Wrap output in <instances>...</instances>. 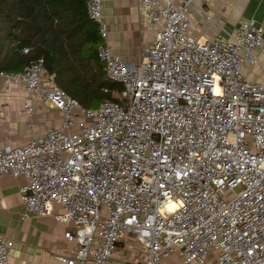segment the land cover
I'll return each mask as SVG.
<instances>
[{"label": "built area", "instance_id": "built-area-1", "mask_svg": "<svg viewBox=\"0 0 264 264\" xmlns=\"http://www.w3.org/2000/svg\"><path fill=\"white\" fill-rule=\"evenodd\" d=\"M205 1L136 0L153 33L139 63L106 44L101 0L86 1L96 57L121 88L103 92L117 102L82 109L40 61L0 71L25 93L20 115L32 101L60 114L22 146L0 145V177L24 180L20 219L71 226L73 254L60 264H108L118 247L135 248L134 264H264V67L259 82L241 73L258 64L263 30L249 18L227 33ZM193 12L214 37L199 38ZM12 244L0 238V264Z\"/></svg>", "mask_w": 264, "mask_h": 264}, {"label": "crops", "instance_id": "crops-1", "mask_svg": "<svg viewBox=\"0 0 264 264\" xmlns=\"http://www.w3.org/2000/svg\"><path fill=\"white\" fill-rule=\"evenodd\" d=\"M201 6L227 33H233L239 23L249 18L255 20L263 30L264 41V0H207ZM103 24L106 30V44L121 56L126 63H139L145 49L150 44L153 33L146 22L136 0H101ZM196 22L204 28L198 32L199 38H212L218 31L213 23L193 12ZM258 64H243L241 73L250 83L262 79L260 66L264 67V43L256 52ZM260 65V66H259ZM25 99L20 86L0 80V145L22 146L30 136L38 135L46 126L59 122L60 114L47 109L45 104L32 101L31 115H20L18 110ZM27 125L31 128L28 129ZM22 178L0 177V238H11L9 250L10 264H60L56 256H71L74 244L66 242L64 232L70 225L56 222L52 216L20 219L19 188ZM57 207L54 208V212ZM124 247H118L108 264H134ZM161 264H182L176 256H171Z\"/></svg>", "mask_w": 264, "mask_h": 264}, {"label": "trees", "instance_id": "trees-1", "mask_svg": "<svg viewBox=\"0 0 264 264\" xmlns=\"http://www.w3.org/2000/svg\"><path fill=\"white\" fill-rule=\"evenodd\" d=\"M87 0H0V71L16 73L40 61L53 84L84 110L117 99L96 57L97 25L88 19ZM25 50V53L22 51Z\"/></svg>", "mask_w": 264, "mask_h": 264}, {"label": "rangeland", "instance_id": "rangeland-1", "mask_svg": "<svg viewBox=\"0 0 264 264\" xmlns=\"http://www.w3.org/2000/svg\"><path fill=\"white\" fill-rule=\"evenodd\" d=\"M130 244H132V243H130ZM127 252H128V256H129V258H131L132 259V261L133 262H136V261H138V254H137V252H136V250H135V248H130V249H125Z\"/></svg>", "mask_w": 264, "mask_h": 264}]
</instances>
